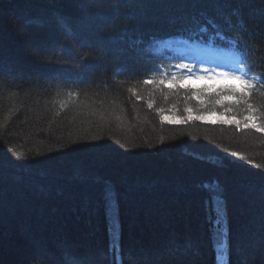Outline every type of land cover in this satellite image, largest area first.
<instances>
[{
	"label": "trees",
	"instance_id": "16d2710c",
	"mask_svg": "<svg viewBox=\"0 0 264 264\" xmlns=\"http://www.w3.org/2000/svg\"><path fill=\"white\" fill-rule=\"evenodd\" d=\"M178 38L235 45L255 86L207 108L264 123V0H0V264H264V132L162 122L206 110L158 83Z\"/></svg>",
	"mask_w": 264,
	"mask_h": 264
},
{
	"label": "snow or ice",
	"instance_id": "6c2138e0",
	"mask_svg": "<svg viewBox=\"0 0 264 264\" xmlns=\"http://www.w3.org/2000/svg\"><path fill=\"white\" fill-rule=\"evenodd\" d=\"M168 47L172 46V42H168ZM182 60L187 62H179L175 64L176 69L181 70V75H177L174 71L171 78L168 80L160 79L159 85L168 89L173 95L179 94L181 90L187 93L186 99L195 100L202 109L194 110L186 107L183 114L175 111H170L169 114H164V110L160 109L159 114L162 122L169 124H186L192 121H201L221 124H235L237 129L243 124L244 128L254 129L256 132H264V123H258V117L253 114L245 116L243 121L236 119L234 116H228L232 108H225L224 112H216L214 109H208L210 103L209 98H214L216 105L224 106L225 102L236 105L247 103V98L251 95V89L255 86L249 81L246 74L237 70V67L228 68L225 70V65L232 64L238 66L241 61L239 57L224 58L222 63H216L214 67H203L202 74L197 70L198 65L214 63L212 53L209 49H200L195 47L179 48ZM221 69V70H217ZM264 82V81H262ZM145 84L155 83L152 80H144ZM165 99L168 97L165 96ZM147 107L153 108V103L149 102ZM248 111L252 113V105L248 104ZM232 156H237L238 153L232 152ZM241 159H247L240 157ZM251 163V161H248ZM259 167V165H255ZM217 224L223 221V201L216 199Z\"/></svg>",
	"mask_w": 264,
	"mask_h": 264
},
{
	"label": "rangeland",
	"instance_id": "374dc122",
	"mask_svg": "<svg viewBox=\"0 0 264 264\" xmlns=\"http://www.w3.org/2000/svg\"><path fill=\"white\" fill-rule=\"evenodd\" d=\"M215 57L216 55L213 56L214 63H215ZM225 58H227V56ZM214 63L205 64V67H209V68L214 67ZM236 67L238 71L243 73L239 66H236ZM228 68H233V65L232 64L225 65V70ZM217 70L219 71L221 69H217ZM114 201L116 203V198L113 197V195H109L107 206H108V215H110V220H111L110 227L112 230V240H111L110 246L112 250L113 251L115 250L116 253L119 255V252H120V222L117 216L116 207L114 206Z\"/></svg>",
	"mask_w": 264,
	"mask_h": 264
}]
</instances>
